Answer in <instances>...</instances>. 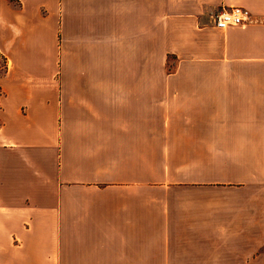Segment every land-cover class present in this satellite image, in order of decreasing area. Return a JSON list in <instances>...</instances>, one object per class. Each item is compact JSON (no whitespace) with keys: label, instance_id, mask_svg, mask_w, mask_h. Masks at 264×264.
<instances>
[{"label":"crops","instance_id":"1","mask_svg":"<svg viewBox=\"0 0 264 264\" xmlns=\"http://www.w3.org/2000/svg\"><path fill=\"white\" fill-rule=\"evenodd\" d=\"M0 55V264L264 241V0H0Z\"/></svg>","mask_w":264,"mask_h":264},{"label":"rangeland","instance_id":"2","mask_svg":"<svg viewBox=\"0 0 264 264\" xmlns=\"http://www.w3.org/2000/svg\"><path fill=\"white\" fill-rule=\"evenodd\" d=\"M1 56L2 55H0V76L3 75L5 64ZM245 242L246 241L238 246L235 245L231 249L226 247V253L231 251L234 253L235 258H237L232 264H264V241L257 238V241H251V244L249 246L247 245L248 248L246 250L243 246L246 245Z\"/></svg>","mask_w":264,"mask_h":264},{"label":"built area","instance_id":"3","mask_svg":"<svg viewBox=\"0 0 264 264\" xmlns=\"http://www.w3.org/2000/svg\"><path fill=\"white\" fill-rule=\"evenodd\" d=\"M250 19L247 9L240 6H230L220 9L214 17V26L220 30L229 27L243 26Z\"/></svg>","mask_w":264,"mask_h":264},{"label":"trees","instance_id":"4","mask_svg":"<svg viewBox=\"0 0 264 264\" xmlns=\"http://www.w3.org/2000/svg\"><path fill=\"white\" fill-rule=\"evenodd\" d=\"M1 58L3 59V61H4V71H3V74L6 72V59L3 57V56H1Z\"/></svg>","mask_w":264,"mask_h":264}]
</instances>
